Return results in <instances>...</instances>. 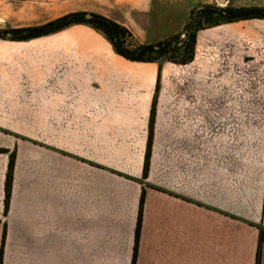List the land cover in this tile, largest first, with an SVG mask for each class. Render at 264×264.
Here are the masks:
<instances>
[{
    "label": "crops",
    "instance_id": "crops-1",
    "mask_svg": "<svg viewBox=\"0 0 264 264\" xmlns=\"http://www.w3.org/2000/svg\"><path fill=\"white\" fill-rule=\"evenodd\" d=\"M47 2L55 19L107 18L134 45L174 34L153 25V0ZM100 47L111 56H98ZM159 71L115 55L87 25L0 40V132L17 145L7 213L10 153L0 154L2 264H131L143 189L137 264H257L263 154L230 147L201 154L195 137L183 135L181 145L191 146L161 159L159 189L146 187L151 169L141 181Z\"/></svg>",
    "mask_w": 264,
    "mask_h": 264
},
{
    "label": "rangeland",
    "instance_id": "rangeland-1",
    "mask_svg": "<svg viewBox=\"0 0 264 264\" xmlns=\"http://www.w3.org/2000/svg\"><path fill=\"white\" fill-rule=\"evenodd\" d=\"M47 3V0H0V25L14 30L56 20ZM206 5L221 9L228 6L264 9V0H227L225 3L153 0V25L162 33H174L168 39L184 40L186 25ZM3 36L9 38L6 33ZM127 44H133V40H127ZM97 55L107 59L111 53L100 47ZM164 68L167 74L162 72ZM152 110L149 168L147 177L141 179L142 182L149 179L147 188L159 189L161 159L166 156L175 159L182 147L191 146L181 145L183 135L195 137L194 147L201 154L230 147L234 153L264 155V20L222 24L199 31L193 62L172 63L159 71ZM13 137L0 132V149L10 155L15 153L16 157Z\"/></svg>",
    "mask_w": 264,
    "mask_h": 264
},
{
    "label": "trees",
    "instance_id": "trees-1",
    "mask_svg": "<svg viewBox=\"0 0 264 264\" xmlns=\"http://www.w3.org/2000/svg\"><path fill=\"white\" fill-rule=\"evenodd\" d=\"M87 15V13H73L60 17L41 26L5 30L4 32L0 31V40L26 42L59 33L75 25H87L105 36V39L111 43L117 55L135 63H156L159 65V69L161 70L165 63L188 65L193 62L197 44V34L199 31L217 27L222 24L236 23L254 19L264 20V9L257 7L233 8L230 6L221 9L216 8L215 6L206 5L202 10H199L186 25L184 33L186 39L179 40V38L173 37L156 45H129L127 44V40L132 41L133 36L126 28L102 16L90 14L92 18L88 19L86 17ZM3 33H9L11 34V37H4ZM152 120L153 110L151 114L150 127L152 126ZM150 146L151 140L147 145L143 175L144 177H147L149 168ZM7 153V150L0 149V154ZM14 167L15 153H12L10 155L6 181L5 213L8 212L12 194ZM145 199L146 191L143 189L139 202L134 254L131 264H137ZM4 240L5 234L3 245ZM263 241L264 229L260 228L257 264L260 262ZM3 245L0 253V264H2L3 259Z\"/></svg>",
    "mask_w": 264,
    "mask_h": 264
},
{
    "label": "water",
    "instance_id": "water-1",
    "mask_svg": "<svg viewBox=\"0 0 264 264\" xmlns=\"http://www.w3.org/2000/svg\"><path fill=\"white\" fill-rule=\"evenodd\" d=\"M227 0H218V2H220V3H225ZM203 9V7H201V8H199V10H202ZM88 19H91L92 18V16L91 15H87L86 16ZM6 30V27L5 26H1L0 25V31H5ZM6 36H8L9 38L11 37V34H6Z\"/></svg>",
    "mask_w": 264,
    "mask_h": 264
}]
</instances>
